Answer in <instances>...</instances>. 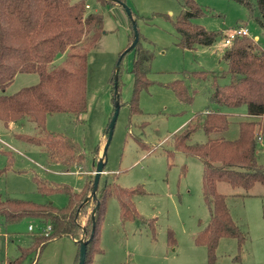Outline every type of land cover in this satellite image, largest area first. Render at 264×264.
<instances>
[{
  "label": "rangeland",
  "instance_id": "obj_1",
  "mask_svg": "<svg viewBox=\"0 0 264 264\" xmlns=\"http://www.w3.org/2000/svg\"><path fill=\"white\" fill-rule=\"evenodd\" d=\"M87 2L89 10H100L104 16V32L88 54L87 111L79 120L68 112L50 114L44 127L29 117L8 125L0 119L2 197L40 204L52 202L57 207H64L68 195L64 192L41 193L34 176L79 190L86 180L94 177L99 159L104 158L108 125L115 110L111 79L116 76L120 52L132 44V29L125 7H102L96 0ZM125 2L137 14L142 47L151 51L154 57L147 77L150 85L140 93L142 111L138 113H132L129 105L124 104L133 92V51L123 59L118 100L120 112L105 153L106 166L100 186L106 182L124 188L142 185L145 192L133 198L140 214L134 220L123 221L117 198L113 195L107 198L106 216L100 228L103 252L94 256L90 264H209L206 246L195 242L197 233L210 220L202 188L203 161L186 151L176 150L174 140L188 123L205 116L207 111L220 110L230 114L229 129L221 133L227 139L239 136V121L254 117L248 115L246 105L231 109L211 101L216 83L230 81L227 73L225 76L220 73L226 67L221 62L226 45L223 35L219 34L211 46L182 48L178 45L179 34L174 24L182 9L179 0ZM198 2L205 14L193 18V23L224 35L236 26H247L250 36L264 46V30L246 6L234 0ZM66 56V53L59 56L53 64L64 61ZM201 70L208 73L200 77L192 74ZM176 79L185 82L191 101L179 99L174 90L166 86ZM39 81L38 73L19 72L5 90L0 87V95L16 93ZM45 131L60 132L77 141L86 156L84 163L72 172H64L59 163L49 160L43 146L24 137L43 136ZM207 139L204 129L199 128L191 136L190 143H202ZM256 152L258 162L264 164V138L259 139ZM218 191L226 195L232 216L247 233V239L239 247L237 239L222 238L214 264H264V185L256 184L247 190L219 182ZM93 209L92 202L83 216V223ZM30 225L33 230H29ZM40 229L42 226L36 220L23 219L6 224L0 217L1 262L16 257L19 246L30 245L32 235ZM77 251L78 245L72 237L60 236L44 247L40 262L75 264Z\"/></svg>",
  "mask_w": 264,
  "mask_h": 264
},
{
  "label": "trees",
  "instance_id": "obj_2",
  "mask_svg": "<svg viewBox=\"0 0 264 264\" xmlns=\"http://www.w3.org/2000/svg\"><path fill=\"white\" fill-rule=\"evenodd\" d=\"M96 1L102 7L122 6L115 0ZM179 1L182 9L174 22L179 34V46L187 49L211 46L219 34L225 36L192 22L193 18L205 14L198 0ZM234 1L246 6L251 17L264 30V0ZM87 4V0H0V87L5 90L19 72L38 73L40 76V81L35 85L23 87L13 94L0 95V119L7 125L29 117L38 126L44 127L50 114L68 112L79 120L87 111L88 54L104 32L103 13L89 10ZM136 18L134 12L133 17H130V42L134 39L133 20L136 21ZM130 51L134 53L131 69L134 85L130 100L124 104L129 105L132 113H138L142 111L139 107L140 93L150 85L147 77L154 55L142 47L140 35L138 43ZM128 52H120L119 95L121 64ZM64 53L67 54L64 61L53 64ZM221 62L226 67L220 73L222 76L227 73L230 81L216 83L211 101L231 109L246 105L248 115L254 118L239 121V136L227 139L221 133L229 129L230 114L220 110L207 111L205 116L188 123L174 140L176 150L186 151L203 161L202 188L210 220L197 233L195 242L206 246L209 264L215 263L222 238L237 239L239 247L247 239V233L241 230L232 216L226 195L218 191V183L227 182L247 190L256 184L264 185V164L258 162L256 152L259 139L264 138V46L250 35L236 38L225 45ZM207 73L201 70L192 74L200 77ZM114 80L111 79L115 103ZM166 86L173 89L179 99L191 101L192 97L182 79L168 82ZM199 128L204 129L208 139L202 143H190L191 136ZM24 137L43 146L49 160L59 163L64 172H72L84 163L86 156L81 145L63 133L45 131L43 136ZM34 180L43 194L66 193L68 203L64 207H57L52 202L40 204L0 196V217L6 224L31 219L42 226L39 232L32 235L30 245L19 246L16 257L8 259L6 263L0 260V264H42L40 253L48 243L60 236H70L77 243L75 264H78L79 239L83 235L88 239L94 228L85 261V264H90L94 256L103 252L100 228L110 195L117 198L123 221L140 217L133 198L145 192L142 185L124 188L115 183L106 182L102 186L99 183L97 198L93 199L94 177L86 180L79 190H74L68 184L49 182L36 175ZM92 202L95 212L83 223V216ZM48 225L51 230L45 234L42 230ZM169 233L173 238V233Z\"/></svg>",
  "mask_w": 264,
  "mask_h": 264
},
{
  "label": "water",
  "instance_id": "obj_3",
  "mask_svg": "<svg viewBox=\"0 0 264 264\" xmlns=\"http://www.w3.org/2000/svg\"><path fill=\"white\" fill-rule=\"evenodd\" d=\"M115 1L118 2L119 4H121L123 7H125L129 16L133 17V12L131 11V9L129 7H127L126 2H124L122 0H115ZM133 28H134V39H133L132 44L125 50V52L132 50L139 41V31H138V27H137L135 20H133ZM120 60H121V57L119 58V61L117 63L116 76H115V80H114V82H115V84H114V88H115L114 89L115 90V110H114L113 116H112L110 123H109V126H108V138H107L106 144L104 146V149H105L104 155H105L106 150H107V148L111 142L115 123H116L117 117H118L119 112H120V104L118 102L120 95H119V92L117 89L118 88V72H119V67H120ZM104 168H105V159L100 158L98 163H97L96 170L94 172V182H93V188H92V192H91L93 199L97 198V190L99 188V183H100L101 175L104 172ZM94 212H95V208L93 209L92 214H94ZM84 232H86V230H84ZM93 232H94V228H93L91 236L88 239L79 240L80 241V260H79L78 264H85L86 254H87V246H88L89 241L93 238Z\"/></svg>",
  "mask_w": 264,
  "mask_h": 264
},
{
  "label": "built area",
  "instance_id": "obj_4",
  "mask_svg": "<svg viewBox=\"0 0 264 264\" xmlns=\"http://www.w3.org/2000/svg\"><path fill=\"white\" fill-rule=\"evenodd\" d=\"M90 5L87 4V8H89ZM245 35H250V31L247 26H236L232 29H230L224 36V40L226 44H230L234 39L245 36ZM33 226H29V230H33ZM51 230V226L48 225L46 228H44L42 231L45 234H48V232Z\"/></svg>",
  "mask_w": 264,
  "mask_h": 264
}]
</instances>
